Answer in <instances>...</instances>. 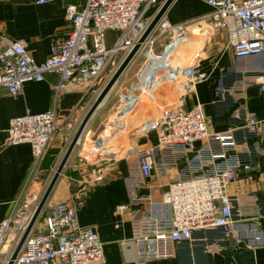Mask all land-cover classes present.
<instances>
[{"label":"crops","instance_id":"obj_1","mask_svg":"<svg viewBox=\"0 0 264 264\" xmlns=\"http://www.w3.org/2000/svg\"><path fill=\"white\" fill-rule=\"evenodd\" d=\"M68 3L81 6L84 0H0V36L22 42L32 59L42 64L71 31L65 18ZM211 13L206 0H174L163 17L173 30L159 39V45L175 42L178 52L189 59L186 68L181 69L176 59L144 62L140 59L144 50L140 51L113 94L112 111L120 104L115 118L102 121L101 135L88 128L90 121L53 189L51 207H73L79 225L97 231L106 264H264V85L258 80L264 74V56L235 58L227 33L219 29ZM108 38L111 46L112 35ZM191 71L205 73L209 79L187 92L184 85ZM58 81L57 75H48L44 82L25 84L16 96L0 89V223L11 214L33 168L29 145L4 147L10 121L52 110ZM104 88L90 97L77 87L58 99L59 125L62 128L70 121L75 127L56 134L34 186L43 176L54 177ZM197 104L203 107L209 132H231L235 146L223 147L211 140L198 143L193 151H175L161 147L155 132L142 129L162 111L187 112ZM249 113L261 122L260 134L248 128ZM140 154L153 157L150 179L141 176ZM213 155L225 158L213 160ZM234 162L252 167L227 189L236 221L234 234L227 236L221 228L198 231L190 241L176 246L175 257L141 263L132 242L133 222L145 214L166 217L169 209L163 196L173 181L212 173ZM96 167L104 169L103 180L87 183ZM120 206L129 210L120 214Z\"/></svg>","mask_w":264,"mask_h":264},{"label":"built area","instance_id":"obj_2","mask_svg":"<svg viewBox=\"0 0 264 264\" xmlns=\"http://www.w3.org/2000/svg\"><path fill=\"white\" fill-rule=\"evenodd\" d=\"M165 1L84 0L81 6L68 3L65 18L71 31L64 42L52 47L50 57L42 64L32 59L22 42L0 36V89L16 96L27 83L44 82L51 74L59 78L54 86L52 110L42 114L28 113L12 119L9 124L4 147L29 145L33 168L11 214L0 223V264H8L37 210V193L31 191V187L38 180L51 142L61 130L75 127V122L70 121L62 128L59 125L58 99L77 87L90 97L98 95L109 75L116 72L122 57L126 58L138 43L159 10L153 18H149L152 17L150 12L160 9ZM206 3L212 8L210 16L218 20L219 29L227 33L235 58L264 56V0H206ZM156 30L162 37L173 28L162 19ZM109 34L112 35L111 46L108 45ZM152 37L141 51L155 43ZM172 48L169 44L157 55H152L151 61H162ZM208 79L205 73L191 71L184 88L192 92ZM258 80L264 85V74ZM246 123L256 133L262 132V124L255 114L249 113ZM142 129L155 132L161 147L175 151H193L198 143L211 140L218 141L223 147L235 146L231 132H209L203 107L199 104L187 112L162 111L144 123ZM224 158V155L212 156L213 160ZM138 166L144 179L152 177L154 160L151 154L138 155ZM251 169V165L234 162L229 166H218L212 173L173 181L163 196V203L169 209L166 217L145 214L133 222L132 242L138 250L139 261L146 263L175 257L176 246L190 241L193 233L198 231L221 228L227 236L233 235L236 221L227 189L239 179L241 172ZM103 178L104 169L96 167L86 182L97 183ZM117 210L123 214L129 207L120 206ZM41 216L42 223L37 220L27 234L14 264H106L97 231L93 227H81L73 207L58 204ZM5 246L9 251L2 252Z\"/></svg>","mask_w":264,"mask_h":264},{"label":"water","instance_id":"obj_3","mask_svg":"<svg viewBox=\"0 0 264 264\" xmlns=\"http://www.w3.org/2000/svg\"><path fill=\"white\" fill-rule=\"evenodd\" d=\"M173 2H174V0H166L164 2V4L159 9L156 16L153 18L151 24L149 25V27L147 28V30L143 34V36L140 38V40L134 46V48L130 51V53L126 56V58L123 60V62L121 63V65L119 66V68L117 69V71L115 72L113 77L111 78V80L108 82V84L105 86L103 91L98 96L93 107L90 109L87 116L85 117V119L81 123V126L79 127V129H78V131H77V133H76V135H75V137H74L63 161H62V163L60 164L59 168L57 169V171H56V173H55V175H54V177H53V179H52V181H51V183H50V185H49V187H48V189H47V191H46V193H45V195L41 201V203L37 207V210L34 214V217H33L32 221L28 227V230H27L25 236L21 239L18 247L15 249L14 253L12 254L8 264H14V261L17 259V256L20 252L22 245L24 244V241L26 239L27 234L32 230V228L36 224V222H37L40 214L42 213V211H43L54 187L56 186V183L58 182L59 177L61 176L63 170L65 169L72 153L74 152L77 145H79L85 131L87 130V127H88L90 121L93 119V117L96 115V113L104 106L106 100L109 98L112 91L117 86L118 82L120 81V79L122 78V76L124 75V73L126 72L128 67L130 66V64L133 62L135 57L141 51L142 46L147 42V40L152 35V33L154 32V30L156 29V27L158 26L160 21L163 19L165 13L167 12V10L169 9V7L172 5ZM178 64L180 65L181 69L186 68V63L183 64V63L178 62ZM185 82H186V80H185Z\"/></svg>","mask_w":264,"mask_h":264},{"label":"rangeland","instance_id":"obj_4","mask_svg":"<svg viewBox=\"0 0 264 264\" xmlns=\"http://www.w3.org/2000/svg\"><path fill=\"white\" fill-rule=\"evenodd\" d=\"M158 10H159V8H158ZM156 12V11H155ZM155 12H152V15H150V16H152V17H149V18H153V16H155V14L157 13H155ZM156 30V29H155ZM154 30V32L152 33V38L154 39V40H156L155 41V43L154 44H152V45H149V46H147L146 47V49L143 51V53H142V56H141V60L143 61L144 60V62H146V61H151V56L152 55H157L159 52H161L163 49H165L169 44H172V46H173V48H172V51H171V53L167 56V57H165L162 61H156L157 63H165L166 61H168V60H177V63L178 62H180V63H188L189 62V59L188 58H183V56L178 52V48H177V45H175V42L174 43H171L170 41L169 42H167V43H165V44H163L162 46H160L159 44V42H160V38H162V37H164V36H162V37H160V33H159V31L158 30H156L155 31ZM160 39V40H159ZM159 40V41H158ZM150 51H152V53H150ZM125 57H122V61H123V59H124ZM122 61L120 62V64L118 65V68H119V66L121 65V63H122ZM155 62V61H154ZM117 68V69H118ZM117 69H116V71H117ZM128 69H129V67H128ZM128 69L126 70V72L124 73V75L122 76V78L120 79V81L118 82V84H117V86L114 88V90L112 91V93H111V95L109 96V98L107 99V101L105 102V104H104V106L98 111V113L93 117V119H92V121H91V123H90V126L88 127L90 130H94V129H96L95 131L96 132H98V134L99 135H101L102 134V132L104 131V127L102 126L101 127V123H102V121L103 120H105V118L106 119H108V120H112L113 121V117L114 116H116V114H117V112H118V108H119V106H120V104L116 107V110L115 111H112V109H113V107L115 106L114 105V100H113V94H114V92H115V89H117V87H119L120 86V83H122L123 82V80L125 79V76L127 75V72H128ZM115 74V72L114 73H112V74H110L109 75V77H108V79L106 80V82H105V84H104V86H106L107 84H108V82L111 80V78L113 77V75ZM127 78V77H126ZM117 102V101H116ZM115 118V117H114ZM109 123V122H108ZM88 129V130H89ZM100 132V133H99ZM99 135H97V136H99ZM53 177V176H52ZM52 179L53 178H50V176H48L47 175V177H42V182L39 184V185H37V186H34V184L32 185V190H33V188H34V191L37 193L36 195H37V197H38V200H37V203H38V205H37V207L39 206V204L41 203V201H42V199H43V197H44V195H45V193H46V191H47V189H48V187H49V185H50V183H51V181H52ZM38 182V181H37ZM36 182V183H37ZM58 183V182H57ZM57 185V184H56ZM55 188H56V186L54 187V190H55ZM54 190L52 191V193H51V195H50V197H49V199H48V201H47V203H46V205H45V207H44V210L42 211V213L40 214V216H39V218H38V221L40 222V223H42V221H43V216H41V215H43V213L45 214V211H47V209H49L52 205H54L53 203H52V195H53V192H54ZM45 208H46V210H45ZM10 246V245H9ZM9 251V250H8Z\"/></svg>","mask_w":264,"mask_h":264},{"label":"bare ground","instance_id":"obj_5","mask_svg":"<svg viewBox=\"0 0 264 264\" xmlns=\"http://www.w3.org/2000/svg\"><path fill=\"white\" fill-rule=\"evenodd\" d=\"M5 247H6V246H5ZM5 247H4V248H5ZM2 252H4V249H3V251H2Z\"/></svg>","mask_w":264,"mask_h":264}]
</instances>
